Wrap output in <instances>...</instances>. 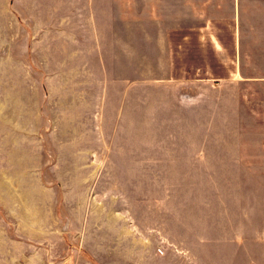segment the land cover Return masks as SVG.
<instances>
[{
	"label": "rangeland",
	"instance_id": "374dc122",
	"mask_svg": "<svg viewBox=\"0 0 264 264\" xmlns=\"http://www.w3.org/2000/svg\"><path fill=\"white\" fill-rule=\"evenodd\" d=\"M0 264H264V0H0Z\"/></svg>",
	"mask_w": 264,
	"mask_h": 264
},
{
	"label": "crops",
	"instance_id": "0c3cea01",
	"mask_svg": "<svg viewBox=\"0 0 264 264\" xmlns=\"http://www.w3.org/2000/svg\"><path fill=\"white\" fill-rule=\"evenodd\" d=\"M184 37L182 39L186 42H189L188 38H184ZM201 43H202V41H201ZM197 44H199V45H197V46H199V48L196 49L197 52H199V54L202 52L201 53L202 55L200 54V57L197 56V58L198 59L199 58L204 59V57L208 56V59L210 60V62L216 64L217 69H216V72H214V71L210 70L208 65H204V62H202V63L198 64V66L195 68L196 75L198 74L199 70H202L204 73L203 75H205L204 79H207L209 81H222V80L230 81V80H233L234 78H236L237 75L240 73V69L238 66V59H239L238 58V42H237L235 29H234V32H232V36L231 37L229 36L228 41L222 40L219 36L216 35V45H215L216 47L212 53H211V49H210V51L206 54V52H207L206 50H208V49L205 50L204 48H209V47H207V46L205 47L204 46L205 44H200L199 40H198ZM185 48H188V45H186V46L182 45L180 57L185 56L188 59L189 55H188V53H186L187 51L184 50ZM204 55H206V56H204ZM188 61H189V59H188ZM187 63H189V62H187ZM189 67L190 66H188L187 68H189ZM173 72H175V70ZM184 72L185 71L183 70L182 76L185 75ZM197 77L195 76V78H191V79L192 80H199V78H197ZM177 80H179V79H177Z\"/></svg>",
	"mask_w": 264,
	"mask_h": 264
}]
</instances>
